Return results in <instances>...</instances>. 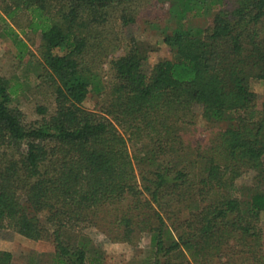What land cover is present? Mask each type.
Listing matches in <instances>:
<instances>
[{
	"label": "trees",
	"instance_id": "16d2710c",
	"mask_svg": "<svg viewBox=\"0 0 264 264\" xmlns=\"http://www.w3.org/2000/svg\"><path fill=\"white\" fill-rule=\"evenodd\" d=\"M125 1L0 0L40 34L39 79L55 106L37 105L41 120L26 124L12 105L21 82L0 76V229L50 239L54 264H103L86 237L69 236L89 226L130 244L149 234L143 264H264V103L250 88L264 81V0H171L163 42L174 58L146 67L131 38L105 92L100 28ZM206 16L208 28L188 27ZM3 31L22 61L28 44L10 24ZM92 92L104 96L100 111L84 107ZM196 107L222 127L209 152L187 159L181 129ZM245 176L255 182L246 198ZM0 264L12 253L0 250Z\"/></svg>",
	"mask_w": 264,
	"mask_h": 264
},
{
	"label": "rangeland",
	"instance_id": "374dc122",
	"mask_svg": "<svg viewBox=\"0 0 264 264\" xmlns=\"http://www.w3.org/2000/svg\"><path fill=\"white\" fill-rule=\"evenodd\" d=\"M5 4L0 3V76L21 82L22 86L14 96L12 105L22 110L25 122L29 125L42 118L36 112L37 105L48 106L49 113L54 111L55 106L52 98L47 94L46 87L41 85L39 79V75L43 72L39 53L40 34L29 30L28 12L22 10L14 17L8 18L3 8ZM170 7L171 0H127L110 10L108 21L100 28L107 36L106 53L104 57L98 59L96 66L105 92L108 91L113 79L111 60L126 53L131 38L144 44L147 54L146 67L163 59L174 58V52L163 42L164 36L172 32L175 27L169 13ZM123 9L131 10L135 17V21L126 26L119 16ZM211 22V16H206L190 19L187 25L196 31L208 28ZM6 23L10 24L29 46L30 52L22 61L17 57L12 41L4 34L3 28ZM250 88L258 95L259 105L262 106L264 81L251 80ZM103 98L104 96L100 97L92 92L84 102V107L91 111H100ZM193 114L192 122L184 124L181 129L184 146L182 156L187 159L196 154L204 155L209 152L215 142L217 131L222 127L221 124L205 121L199 107L194 109ZM132 148L131 146V150ZM136 172H139L138 165ZM239 184L242 187V196L246 198L252 192L255 182L245 176L239 180ZM260 226L263 230L264 244V213L261 215ZM81 232V234L71 232L69 236L73 239L76 236L77 239L86 237L90 245L102 254L103 264H143L150 256V236L147 233L137 235L134 243L130 244L112 241L102 228L96 226L86 227ZM0 250L12 253L13 264H54L55 247L50 239L33 241L11 230L0 229Z\"/></svg>",
	"mask_w": 264,
	"mask_h": 264
}]
</instances>
